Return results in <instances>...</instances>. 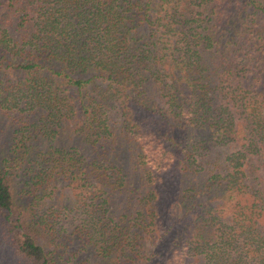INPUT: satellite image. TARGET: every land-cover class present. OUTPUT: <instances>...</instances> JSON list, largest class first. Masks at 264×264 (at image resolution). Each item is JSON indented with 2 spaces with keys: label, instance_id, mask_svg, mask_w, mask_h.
I'll return each instance as SVG.
<instances>
[{
  "label": "trees",
  "instance_id": "obj_1",
  "mask_svg": "<svg viewBox=\"0 0 264 264\" xmlns=\"http://www.w3.org/2000/svg\"><path fill=\"white\" fill-rule=\"evenodd\" d=\"M1 62L14 263L264 264V0H0Z\"/></svg>",
  "mask_w": 264,
  "mask_h": 264
},
{
  "label": "rangeland",
  "instance_id": "obj_2",
  "mask_svg": "<svg viewBox=\"0 0 264 264\" xmlns=\"http://www.w3.org/2000/svg\"><path fill=\"white\" fill-rule=\"evenodd\" d=\"M15 72H16V70H13L11 68H6L5 62H3V63L1 62V64H0V83H1V85H5L8 78L15 77ZM199 132L201 133L200 129H199ZM12 135H13V133H12V127H11L10 121L5 114V110L0 107V147H2V149H0V161H1V158L4 155H6L9 164L13 163L11 160V158L13 156L12 149L9 148L10 142H11L12 137H13ZM1 150H3L4 155L1 152ZM4 166H6V165H4ZM11 169L16 171V168L14 169L12 166H11ZM51 187H54V186H52L51 184L47 185L48 189H51ZM44 189H45V187H44ZM44 189L40 190V192H43ZM54 192H55L54 197L59 202H62L63 198H66V197L72 195L71 189L62 187L60 183H58V185L56 187H54ZM49 203H51V201ZM2 229H3V227L0 224V241L1 242H3L2 241V237H3L2 236L3 235ZM1 242H0V264H18V263H14V260L11 257V255L8 256L6 254V252H5L6 248L2 245ZM96 263L97 262H92L91 264H96Z\"/></svg>",
  "mask_w": 264,
  "mask_h": 264
}]
</instances>
